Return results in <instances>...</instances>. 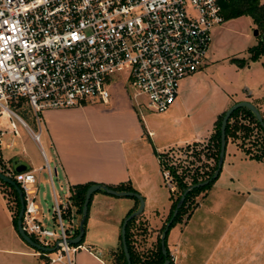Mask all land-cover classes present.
Returning a JSON list of instances; mask_svg holds the SVG:
<instances>
[{"label": "crops", "instance_id": "0c3cea01", "mask_svg": "<svg viewBox=\"0 0 264 264\" xmlns=\"http://www.w3.org/2000/svg\"><path fill=\"white\" fill-rule=\"evenodd\" d=\"M117 85L113 88L116 89ZM258 96L253 104L264 118V92ZM17 116H0L4 120V124H0V170L13 172L12 161L18 158L28 165L27 171L35 174L41 170V159L44 164L48 163L51 175L53 171L65 191L67 187L70 190L75 184L89 182L130 184L144 199L143 211L136 216L131 229L133 249L142 258L152 256V245L155 240L157 242L165 224L174 195H162L159 169L162 171L163 168L157 153L163 146L154 141L156 130L149 121L145 122L140 111H135L127 94L121 96L113 90L108 103H83L44 110L38 142L32 137V132L38 128L35 119L36 130ZM213 128L212 124L205 136L195 132L191 136L176 137L173 142L181 146L208 141ZM145 135L148 141H145ZM16 137L23 138L19 141L21 149L10 153L9 149L17 146ZM240 142L239 139H227L219 173L223 181L215 187L214 193L207 192L201 200L195 201L185 226L174 227L168 232L166 245L173 264H193L203 250L205 254H201L196 264H264V235L257 236L254 228L247 231L241 220L245 207L247 217L252 218L256 212L254 208L258 205L254 206V200L257 195L249 193L242 200L233 187L226 185V179L234 180L236 185L244 184L241 178L244 171H235L236 167H244L247 162L238 159L249 157L239 152V149L244 152ZM27 144L31 145V150L26 149ZM138 205L139 202L131 196H115L102 190L94 193L84 223L82 244L71 254L70 264H113L111 252L119 247L121 224L126 214L136 210ZM13 213L0 184V264H68L64 258L51 261L54 257L50 253L36 251L23 240L14 224ZM64 216L78 230L74 219L80 214L72 202ZM211 234H215L214 237L210 238ZM200 235L207 237L201 239Z\"/></svg>", "mask_w": 264, "mask_h": 264}, {"label": "built area", "instance_id": "2783aa9c", "mask_svg": "<svg viewBox=\"0 0 264 264\" xmlns=\"http://www.w3.org/2000/svg\"><path fill=\"white\" fill-rule=\"evenodd\" d=\"M223 21L219 0H0V116L18 117L9 105L28 103L38 142L44 110L91 98L108 103L117 73H125L130 83L133 106L144 96L147 107L165 112L179 81L203 65L211 30ZM44 167L57 235L38 220L34 172L6 174L22 190L23 230L43 246L57 243L51 261L65 258L70 264L79 247L67 242L77 229L63 221L70 190L61 200L48 163ZM162 175L172 189L170 170L163 168Z\"/></svg>", "mask_w": 264, "mask_h": 264}, {"label": "rangeland", "instance_id": "374dc122", "mask_svg": "<svg viewBox=\"0 0 264 264\" xmlns=\"http://www.w3.org/2000/svg\"><path fill=\"white\" fill-rule=\"evenodd\" d=\"M260 1L262 2L264 0ZM255 29H257L256 24L248 15L228 18L222 23L215 25L211 30V42L203 65L200 66V68H198L194 73L185 76L179 81L178 93L180 94L176 97L173 104L165 112L159 113L147 107V102L144 96H139L138 100L140 102V106H134L135 111H140L142 116H144L145 122L147 123V121H149L150 125H152L154 130H156L154 141L156 145L163 146L160 150H158L157 154L162 156L163 161L165 160L169 166L177 168L178 172L184 170V172L188 175L186 182L191 181L190 176L192 175V172L196 174V171H200L201 169L205 170L204 167L211 168L214 165V157L211 159H206V157L208 154H214L215 148H213L212 145H208L207 140L189 144L183 143L184 145L177 146L175 142H173L176 137H181L182 135L191 136L195 132L201 136H205L208 134L209 127L212 126V124L214 125L218 117L230 106L238 101H242L240 99H246L245 101H249L253 104L256 103V101H254L255 97L263 95L264 53L257 59L253 60L251 59L248 51L249 48L257 45L260 37L259 35L257 36L254 34ZM238 59L244 61H238ZM113 80L116 81L118 85L116 86V89L113 87L111 88V95L113 90H116V92L120 93L121 96H125L127 94L128 98L133 99L132 90L129 86L130 83L125 78V73L114 74ZM91 103H100V101H98V99L91 98L84 102L86 105ZM9 106L33 129L36 130V126L34 128L33 124L34 113L28 103L22 102L20 105L10 104ZM0 124H4L3 119H0ZM262 137L263 133L261 131L251 137L250 143H253L256 146L255 150L264 149V141L262 140ZM147 138L148 136L145 135V141L149 140ZM16 140L18 141L17 146L12 147L9 151L6 150V152L8 151L10 153H14L21 149L19 141H22L23 138L16 137ZM149 142L152 144L151 141ZM167 146L169 148H167ZM228 148H230V144ZM26 149L31 150V145L27 144ZM197 152L201 153L198 155ZM239 152L246 157V153L244 154L241 149H239ZM239 155L240 154H238V156ZM195 158L198 161H196ZM238 160L247 161L243 165L244 167L238 166L235 168V171H244L241 176L244 184L236 185L234 180L226 179V185L233 187L242 200L246 199L249 193L250 195H257L256 199L254 198V201L258 204L254 203V206L258 205L259 207L257 206L258 209L256 207L254 208L256 211L252 216L254 220H252L251 217L245 216L247 210L246 207L241 220L243 225L246 226L247 231L254 228L255 234L262 237L264 235V158L252 159L250 157H246L245 160ZM40 161L42 166H44V161L41 159ZM203 164L205 165L203 166ZM51 165L52 164L50 162V166ZM162 171L159 169L161 185L163 187L162 195L167 194V196H169L172 194L175 198L178 194V190L173 181L171 189L163 178ZM7 172L14 175V172L12 171ZM35 177L37 185L35 201L40 210L38 220L43 226L52 229L57 235L59 233V228L57 221L51 212L53 201L52 191L46 168L44 167L40 171H36ZM52 177L58 197L61 200H65V187L60 186L53 171ZM222 181L223 176L219 174L209 187L199 189V191L194 194V202L198 199L201 200L202 195L207 192L214 193L215 187L220 185ZM3 191L5 192L11 208L15 211L13 195L10 192V188L3 186ZM249 211L251 210L249 209ZM190 212L191 209L183 214L170 228V230L174 227L182 228L185 226ZM255 215H257L256 218L254 217ZM80 217L81 215L76 216L74 219L76 226H79ZM63 221L65 227L67 228L69 221L65 216ZM74 234L75 232H73V235ZM214 235L215 234H211L210 238L214 237ZM205 236L207 237V235H200L201 239H204ZM32 237L34 238V236ZM47 239L51 243L54 241V237H47ZM152 246L153 251L151 252V255L153 256L157 249L156 240ZM34 249L42 252L39 249ZM120 251L121 247L119 243L117 250L115 252H111V260L113 261V264H123L122 262L119 263L116 260ZM58 252L59 249L48 253H50L52 257H56ZM202 253L203 255L205 254L204 250ZM201 254L197 256L195 263L193 264L198 262V258L202 257ZM152 256H149V258Z\"/></svg>", "mask_w": 264, "mask_h": 264}, {"label": "trees", "instance_id": "16d2710c", "mask_svg": "<svg viewBox=\"0 0 264 264\" xmlns=\"http://www.w3.org/2000/svg\"><path fill=\"white\" fill-rule=\"evenodd\" d=\"M219 1H220L221 11H222V15H223L224 20L228 19V18L238 17L241 15H248L252 18V20L256 24V27L258 29L257 36L259 35L260 37H259L257 45L249 48L248 51L250 53L251 59H253V60L257 59L261 54L264 53V1H262V2L260 0H219ZM238 61L243 62L244 60L238 59ZM224 112L215 121L214 128H213L214 131L208 140V145H212L213 148H215V152H214V154H208L207 158L208 157L209 158L214 157V165L211 168L204 167L205 170L201 169L200 171H196L195 172L196 174H194L192 172V175L190 176L191 177L190 182H186L188 175L186 174V172H184V170H181V172H178L177 168L169 166L165 160L163 161L162 156L157 154L159 156L162 167L168 168L170 170L171 175H172V181L174 182V185L178 190L177 196L175 198H173L171 208H170L169 214L165 220V223L169 220V218L173 212V209H174L180 195L182 194L183 190L185 188H187L188 186H190L191 184H195L197 182H200V181H203V180L209 178L213 174L214 170L216 169V164H217L218 154H219V148H220V122H221V119H222ZM263 120H264V118H263ZM259 131H261L263 133L262 140L264 141V129L258 123L254 114L246 107H239L231 113V115L227 121L226 128H225L226 143H227L228 138H231L233 140L239 139L241 141L240 147L243 149V151L247 155H249L250 158H252V159L264 158V149L263 150L262 149H260V150L256 149L255 150L256 146L253 143H250L251 137H253ZM200 153L201 152H199V153L197 152L198 155ZM195 160L198 161L196 158H195ZM204 165L205 164H203V166ZM3 172H5V171L3 170ZM214 180H212L207 185H204V186H201L198 188H193L187 193L182 205L180 206V208L178 210V213L176 214V216L173 219V222L169 226V229L166 233V238H167V235H168L170 228L175 224V222L183 214H185L187 211H189V209H192L194 207V205H195V202L193 200L194 194L196 192H198L199 189H204L205 187H209L214 182ZM0 184H1V186L9 187L10 192L13 195V202H14V208H15V211L13 213V215H14L13 220H14V224L16 226L17 215H18L19 208H20V203H19L17 191L12 185L4 182L1 179H0ZM91 184H93V183L89 182V183H84V184H75V185L70 187V200H71L72 204L76 207V210H77L78 214H80V215H81V209H82V204H83L84 194H85L86 188ZM107 186L110 188H113L117 191H134V192H137L134 188H132L130 186V184H127V183H120L117 185H107ZM93 194L91 195V198H92ZM91 198H90V201L88 203V208H89V205L91 202ZM134 199L138 202V200L136 198H134ZM132 212L133 211H129L126 214V216H128ZM86 218H87V215H86ZM86 218H85V222H86ZM135 220H136V217L129 220L128 223L126 224V228H125L126 229V243H127V247H128V251H129V255H130L131 264H162L165 257L161 251L160 235L158 236V239H157V249H156V251L152 257L149 258L146 256V257L142 258L139 254H137L134 251V249H133V247H134L133 246V233H132L131 229L135 223ZM164 226H165V224H163V226L161 228V232L164 229ZM161 232H160V234H161ZM77 233H78V230L75 231V234L73 236H75ZM82 241H83V238L80 241L79 245L82 244ZM75 246H77V245H75ZM165 246H166V250H167L166 257L169 259V264H173L172 257L170 255L168 249H167L166 239H165ZM120 247H121V251H120V254L116 257V260L119 263L122 262L123 264H127L126 258L124 256V253L122 250L121 237H120Z\"/></svg>", "mask_w": 264, "mask_h": 264}, {"label": "water", "instance_id": "95a60500", "mask_svg": "<svg viewBox=\"0 0 264 264\" xmlns=\"http://www.w3.org/2000/svg\"><path fill=\"white\" fill-rule=\"evenodd\" d=\"M254 34L255 35L258 34L257 29L254 30ZM239 107L248 108L254 114L256 120L261 125V127L264 129V120H263L261 113L259 112L257 107L249 101H245V100L238 101L235 104H233L232 106H230L227 110H225V112L222 116L221 122H220V148H219V154H218L216 169L214 170L213 174L209 178H207L203 181L197 182L195 184H191L190 186L185 188L183 190L182 194L180 195L169 220L165 223L164 229L162 230V232L160 234L161 251L165 257L162 264H169V259L166 257V253H167L166 246H165L166 233L169 229L170 224L173 222L174 217L178 213V210H179L180 206L182 205V203L185 199V196L187 195V193L191 189L207 185L212 180L216 179L218 177L220 171H221L224 153H225V147H226V134H225L226 124H227V121H228L231 113ZM12 168H13L14 173H20L23 171H27L28 165L23 161H18V158H14L12 161ZM0 179L6 183L12 185L17 191L18 199H19V203H20V208H19V212L17 215L16 227H17L18 233L23 238V240H25L32 247L39 249L41 251H44V252H52V251L57 250L59 248V245L57 243L53 247L43 246V245L39 244L38 242H36L35 240H33L23 230V228H22V215H23V210H24V200H23L22 190L20 189L18 184L10 176H8L6 173H4L2 170H0ZM100 190L104 191L107 194L120 196V197L121 196H131V197L136 198L139 202L137 209L134 210L132 213H130L128 216H126L124 218V220L121 224V230H120L122 250H123L124 256L126 258L127 264H131L130 255H129V251H128V247H127V243H126V229L125 228H126V224L128 223L129 220L138 216L143 211L144 199L138 192L117 191L113 188L108 187L105 184H100V183H93V184L89 185L86 188V191L84 194V200H83L82 209H81V218H80V222H79V226H78V233L75 236L69 238L67 240V242L69 244H72V245H79V243L82 240L83 235H84V222H85V218L87 215L88 203L90 201L91 195L97 191H100Z\"/></svg>", "mask_w": 264, "mask_h": 264}]
</instances>
